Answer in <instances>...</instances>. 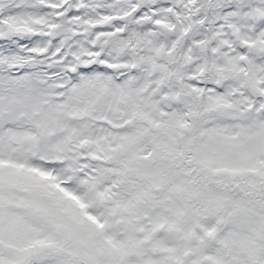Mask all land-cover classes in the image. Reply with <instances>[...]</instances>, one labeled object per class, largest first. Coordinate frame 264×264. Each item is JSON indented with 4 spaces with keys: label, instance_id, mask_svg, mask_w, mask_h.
<instances>
[{
    "label": "snow or ice",
    "instance_id": "obj_1",
    "mask_svg": "<svg viewBox=\"0 0 264 264\" xmlns=\"http://www.w3.org/2000/svg\"><path fill=\"white\" fill-rule=\"evenodd\" d=\"M0 264H264V0H0Z\"/></svg>",
    "mask_w": 264,
    "mask_h": 264
}]
</instances>
